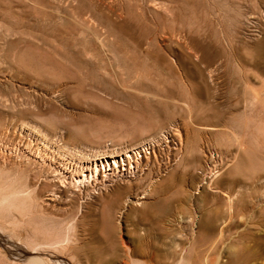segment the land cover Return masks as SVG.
Segmentation results:
<instances>
[{
    "label": "rangeland",
    "instance_id": "1",
    "mask_svg": "<svg viewBox=\"0 0 264 264\" xmlns=\"http://www.w3.org/2000/svg\"><path fill=\"white\" fill-rule=\"evenodd\" d=\"M27 123L87 153L153 137L139 161L147 176L116 181L148 188V204L177 190L159 221L168 231L148 234L175 253L165 264L189 252V264H229L228 245L248 233L260 245L251 263L264 264V0H0V149L31 140L19 129ZM18 166L0 165V188L30 193L0 195V264H30V254L104 264L75 247L94 234L86 222L100 220L104 188L80 203L45 202ZM207 167L215 172L203 177ZM159 182L172 188L156 194ZM206 214L216 217L208 244L197 226ZM114 222L127 238L133 221ZM64 237L75 240L45 244Z\"/></svg>",
    "mask_w": 264,
    "mask_h": 264
},
{
    "label": "bare ground",
    "instance_id": "2",
    "mask_svg": "<svg viewBox=\"0 0 264 264\" xmlns=\"http://www.w3.org/2000/svg\"><path fill=\"white\" fill-rule=\"evenodd\" d=\"M19 129L26 136H30L29 138H31L34 145L31 140L19 139L12 147L7 145L8 148H5V150H2L1 147L0 163L8 166L18 164L19 169L24 166L26 176L31 177L34 181L33 189L31 187L30 189H32L33 196L36 199L40 198L42 201L48 202L47 198L52 197L68 200L69 202L79 201L80 203L84 197H90L93 193H97L98 189L104 188L105 190L104 193L100 194V197H102L100 220L86 222L88 229L94 234L91 233L90 238L79 242L75 246L77 249L94 250L93 253L97 254L100 262L104 264H116L121 254L129 259L130 264H153V262L165 264L167 258H174L175 253L169 250L168 247L153 246L148 239V234L153 230L161 236L168 231L165 226H160L159 221L171 211L177 190H171L170 194L165 197L158 195L154 202L148 204V202L140 200V198L145 197L148 188H143L139 183L141 190L136 191L139 188L137 187L133 191L132 183L116 181L121 180L122 177L134 176L137 172L143 174L144 178L147 176L148 172L144 173L142 171L143 167L141 168L139 161L140 157L146 158V153L153 151L155 141L153 137L123 149L87 153L70 149L65 146L66 144L61 145L50 140L49 136H46V132L45 134L44 131H41L32 123L23 124ZM144 165L146 163L142 164V166ZM212 168H204L202 176L215 172ZM141 178L139 179L141 180ZM107 185L109 186L107 187ZM24 186L29 185L24 184ZM164 188L171 189L172 183L159 182L154 187V193L157 194L160 190L162 192ZM0 189V195L3 199H11V197L25 198L29 197L30 194L27 187L7 189L4 186ZM132 200L140 205H129ZM40 212L42 213V210ZM62 213L69 214L70 209L63 208ZM114 216L119 219L130 218L133 221V227L126 228L127 238L122 236V232L118 231L119 228L114 222ZM215 218V215L206 214L199 220L197 226L202 243L208 244V235L214 234L216 230ZM139 224L147 226L142 231H137ZM248 238H252L254 242L252 245L245 242L249 240ZM242 239L244 241L228 245L231 254L227 263L252 264L251 262L259 257V238L252 233H248L243 234ZM70 240L74 241L75 239L64 237L60 241L46 242L45 244L66 248ZM75 247L71 248V252H74ZM36 249L37 247H33L29 252H34ZM192 249L191 251H194ZM195 257L196 254L191 252L187 253L186 256L181 254L178 256L177 261L172 264H189V260L197 259ZM204 259H208V256ZM27 260L30 264H47L43 258L34 254H30Z\"/></svg>",
    "mask_w": 264,
    "mask_h": 264
}]
</instances>
